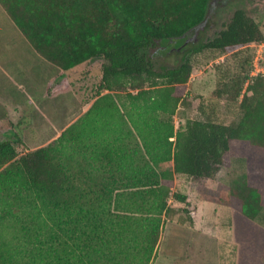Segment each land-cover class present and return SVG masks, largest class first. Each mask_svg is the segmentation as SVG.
I'll return each instance as SVG.
<instances>
[{"label":"trees","instance_id":"trees-1","mask_svg":"<svg viewBox=\"0 0 264 264\" xmlns=\"http://www.w3.org/2000/svg\"><path fill=\"white\" fill-rule=\"evenodd\" d=\"M213 1L0 0L34 51L61 75L104 61L96 100L55 141L22 156L14 142L0 143V264H151L173 211L169 200L187 201L173 192L175 177L212 179L228 157L245 159L249 171L228 193L229 203L220 201L242 216L241 225L258 222L264 78L245 77L231 88L221 80L219 97L237 88L240 116L230 125L189 119L177 130L171 121L181 100L175 87L189 81L193 64L186 57L167 68L161 55L249 47L251 72L252 45L264 42L246 9L214 23ZM214 27L220 30L209 37ZM192 33L200 34L198 42L189 40ZM127 83L137 92L128 94L124 110L112 87ZM67 92L63 82L47 87L50 97ZM15 137L22 140L18 131ZM253 256L264 264V250Z\"/></svg>","mask_w":264,"mask_h":264},{"label":"rangeland","instance_id":"rangeland-1","mask_svg":"<svg viewBox=\"0 0 264 264\" xmlns=\"http://www.w3.org/2000/svg\"><path fill=\"white\" fill-rule=\"evenodd\" d=\"M238 8L246 9L264 33V0H214L210 18L214 23L220 17L227 21ZM217 9L225 12L217 13ZM218 30L220 27H214L207 35L213 37ZM199 35L192 33L189 40L198 42ZM250 51L249 47H244L230 54L205 51L191 56L161 55L159 60L167 68L177 66L186 57L193 64L189 81L175 87L181 100L171 121L177 130L189 119L208 118L230 125L239 118L238 101L233 98L237 88L232 89L231 95L223 94V97L216 92L223 90L221 80L229 88L236 80L245 77L247 80ZM103 64L104 61L99 59L76 67L67 77L58 80L69 92L48 96L47 87L62 75L34 51L0 6V143L14 142L22 156L55 141L61 135L62 127L75 118L81 104L96 100ZM149 84L146 81L145 89ZM133 87V83L120 89L112 87L119 90L113 94L124 110L130 106L128 94L137 92L132 90ZM12 105L25 108L13 111ZM15 125L19 127L14 129ZM17 131L22 134L20 142L15 140ZM248 171L245 159L235 156L228 157L212 179L197 181L176 176L172 190L186 196L187 201L169 200L173 211L164 218L159 246L151 264H262L261 256L258 259L253 255L264 250V212L255 224L241 225L242 216L230 204L220 201L228 202V193ZM192 207L196 212L194 221Z\"/></svg>","mask_w":264,"mask_h":264},{"label":"built area","instance_id":"built-area-1","mask_svg":"<svg viewBox=\"0 0 264 264\" xmlns=\"http://www.w3.org/2000/svg\"><path fill=\"white\" fill-rule=\"evenodd\" d=\"M252 47L254 48V58L251 64L252 70L249 81L258 76L264 78V42L253 44ZM249 81L245 87H247Z\"/></svg>","mask_w":264,"mask_h":264},{"label":"crops","instance_id":"crops-1","mask_svg":"<svg viewBox=\"0 0 264 264\" xmlns=\"http://www.w3.org/2000/svg\"><path fill=\"white\" fill-rule=\"evenodd\" d=\"M68 74H64L62 75L61 77H59L58 79L53 80L52 83L50 85H55L58 83V80H62L63 78L67 77ZM66 94V93H64ZM60 95V94H59ZM95 101V100H94ZM94 101L90 102V103H86V101H84L82 104H81V108L79 110L78 113H76L74 115V119L72 118L70 122H67L63 127L62 129L59 131V132H63L65 129H67L70 125H72L74 122H76L81 116H83L89 109L90 107L92 106V104L94 103ZM13 109V111H15L17 108H21L20 106H17V105H12V107H10V109ZM25 107H22L21 109H24ZM54 110H55V106H54ZM77 115V116H76ZM49 122H50V119H49ZM191 209L194 210V207H192ZM192 214V218H193V221L195 219V216H196V212L194 210V212L191 213Z\"/></svg>","mask_w":264,"mask_h":264}]
</instances>
